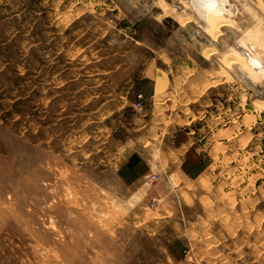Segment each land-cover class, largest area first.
<instances>
[{"label": "rangeland", "instance_id": "obj_1", "mask_svg": "<svg viewBox=\"0 0 264 264\" xmlns=\"http://www.w3.org/2000/svg\"><path fill=\"white\" fill-rule=\"evenodd\" d=\"M227 1L234 24L209 34L190 0H0V264H264V69L242 52L264 64V0ZM194 75L210 94L172 83ZM203 109L196 175L164 178L154 153L132 185L170 143L159 120Z\"/></svg>", "mask_w": 264, "mask_h": 264}, {"label": "crops", "instance_id": "obj_2", "mask_svg": "<svg viewBox=\"0 0 264 264\" xmlns=\"http://www.w3.org/2000/svg\"><path fill=\"white\" fill-rule=\"evenodd\" d=\"M218 46H220V44H218ZM147 77H148L147 79L139 80V85L141 86L144 85V88L142 87L141 88L143 92L146 95H148L152 103L154 101L153 96L156 93L157 94L159 93L158 88L161 84V81L156 79V77H153V78L151 76H147ZM211 80H212L211 77H207L203 75H194V76H187V77L178 76L177 78L176 77L173 78L172 83L175 84L176 81L178 83L186 82V83H191L194 85H197V84L201 85V84L207 83L208 85L202 88L201 93L210 94L212 90V85H213L210 82ZM222 82H223V76L220 77V79L215 81L214 88L216 90H219L218 92H215L216 95L218 94V96H216L214 98V101L212 102L214 105L213 110L209 114L207 113L208 115L214 117L213 121H217V119L221 120L223 116V96L220 91L222 88ZM166 83L169 84V81L165 82L164 84L165 88L161 90L163 93L168 92L167 88L170 87ZM197 87L200 88V86H197ZM184 93L182 92L178 93L179 100H181L182 97L185 98L186 95L189 98H191L190 94H186V93L184 94ZM158 108L159 106L157 105L155 107V110L160 111ZM152 109L154 111V106H152ZM189 110H190V106H189ZM180 111L181 109H178V112H175L174 110L167 111L166 112L167 114L165 115L167 116L179 115L180 116L182 115ZM203 114H204V109L202 110V112L201 110H195L194 112L191 111V113L188 114V117H186L185 123L182 124L180 128L175 129L173 134H170V133L166 134L164 131H162L161 130L162 126L159 125L161 124V122L159 120L158 124L155 125L157 127L156 129L157 133L160 132L158 138H168L170 143L169 144L163 143L162 145L159 144L157 146L156 152L150 151L146 157H141L142 154H140L139 158H136L135 160L132 161L134 163L133 166L135 167L134 168L133 166H130V167L134 170L135 175L133 176V180L131 181L132 182L131 184L135 185V183H138V182L141 183V180L144 177L143 173L146 172V170L149 171V169L151 168L150 162L153 161L154 153H156V156H157L156 161L162 162L163 164V166L160 169H161V173H164L162 175L164 178L169 172H172V171H177L179 175H181L184 179L193 178L196 175L195 172L197 169V165L202 162H205V155L201 154L199 147L195 145V141L197 138L196 136L199 134L200 131L207 129V127L202 123ZM192 116H195V119H193ZM151 122H153V118L150 115L149 119H147L145 123H147V125L149 126H153V124H150ZM222 131H223L222 126L220 125L215 126V128L210 131V137H212L210 139H213V136L211 134L217 135L221 133ZM214 138H215L214 143L219 144L220 146L221 145L220 142H222L223 137L216 136ZM137 163H140V166L137 165ZM143 165H146V168H144ZM126 167L129 169L128 163ZM154 185L155 184L151 183V186H147L145 189L148 192L150 198H151V195L154 193L152 190V186L155 187ZM159 186L161 188H164L167 186V182L161 180L159 182Z\"/></svg>", "mask_w": 264, "mask_h": 264}, {"label": "bare ground", "instance_id": "obj_3", "mask_svg": "<svg viewBox=\"0 0 264 264\" xmlns=\"http://www.w3.org/2000/svg\"><path fill=\"white\" fill-rule=\"evenodd\" d=\"M190 2L191 5L194 7L193 9H195V12L197 13V19L195 20V22L198 25L200 24L206 32L208 30L209 34H213L214 31H217V33L223 30L230 31L229 24H234L233 19L235 18V15L238 11V8L235 3L227 0H190ZM220 25L223 27H221ZM224 26H226V28ZM227 50H229V48H227ZM229 51L232 52L231 49ZM242 52L249 58L248 60L252 65V69L258 71L260 69H264V64H262L259 59L252 56L249 52H247V54L244 52V50H242ZM232 53H234V51ZM238 57L239 56H237V58ZM234 59H236V57H234Z\"/></svg>", "mask_w": 264, "mask_h": 264}, {"label": "built area", "instance_id": "obj_4", "mask_svg": "<svg viewBox=\"0 0 264 264\" xmlns=\"http://www.w3.org/2000/svg\"><path fill=\"white\" fill-rule=\"evenodd\" d=\"M140 96V93L137 94V97ZM134 105L137 109L141 108V101L140 100H135ZM150 177H153L154 175L152 173L149 174ZM155 177H158V175L156 174ZM149 204H151V201L149 202Z\"/></svg>", "mask_w": 264, "mask_h": 264}, {"label": "water", "instance_id": "obj_5", "mask_svg": "<svg viewBox=\"0 0 264 264\" xmlns=\"http://www.w3.org/2000/svg\"><path fill=\"white\" fill-rule=\"evenodd\" d=\"M209 11H211V10H209Z\"/></svg>", "mask_w": 264, "mask_h": 264}]
</instances>
